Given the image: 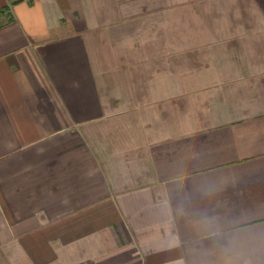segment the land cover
Here are the masks:
<instances>
[{"label":"crops","instance_id":"obj_1","mask_svg":"<svg viewBox=\"0 0 264 264\" xmlns=\"http://www.w3.org/2000/svg\"><path fill=\"white\" fill-rule=\"evenodd\" d=\"M232 16L0 0V264H264V57L217 61Z\"/></svg>","mask_w":264,"mask_h":264},{"label":"rangeland","instance_id":"obj_2","mask_svg":"<svg viewBox=\"0 0 264 264\" xmlns=\"http://www.w3.org/2000/svg\"><path fill=\"white\" fill-rule=\"evenodd\" d=\"M216 4L218 9L224 10L220 6L222 3L217 2ZM262 9H264V2L262 1L233 0L230 2L228 0V11H231L233 16L231 19H225L224 23H220L224 27L219 28L216 38L218 41L223 42V48L216 51L218 54L222 53L221 58L217 61H226L224 60L225 52L227 53L226 56L230 58L229 61H240L241 58L246 60L243 57H248L249 60L255 61L256 58L264 57V18L256 17L258 11ZM228 21L230 26L228 27V33H225V26ZM237 26H239V30H237ZM241 26L242 28H240ZM226 41H228V44ZM213 53H215L214 49L207 48L198 51L196 54L187 50L185 61H192L190 59L195 56H197L196 61L198 59H200L199 61H212Z\"/></svg>","mask_w":264,"mask_h":264},{"label":"clouds","instance_id":"obj_3","mask_svg":"<svg viewBox=\"0 0 264 264\" xmlns=\"http://www.w3.org/2000/svg\"><path fill=\"white\" fill-rule=\"evenodd\" d=\"M225 264H231V262L230 261H225Z\"/></svg>","mask_w":264,"mask_h":264}]
</instances>
